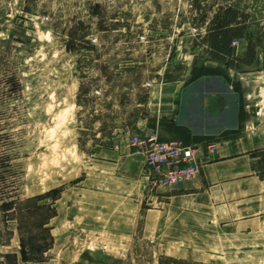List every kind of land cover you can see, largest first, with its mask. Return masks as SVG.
Here are the masks:
<instances>
[{"label":"rangeland","instance_id":"374dc122","mask_svg":"<svg viewBox=\"0 0 264 264\" xmlns=\"http://www.w3.org/2000/svg\"><path fill=\"white\" fill-rule=\"evenodd\" d=\"M194 2L248 14L264 66V0H0V134L11 137L19 170L10 195L49 194L40 205L56 211L52 248L29 263L19 259L15 216L0 211V264H168L141 221L133 229L131 202L120 195L135 192L101 161L132 153L133 136L155 132L143 123L154 87L192 56L208 61ZM256 157L264 176V153ZM143 177L147 195L169 190Z\"/></svg>","mask_w":264,"mask_h":264},{"label":"crops","instance_id":"0c3cea01","mask_svg":"<svg viewBox=\"0 0 264 264\" xmlns=\"http://www.w3.org/2000/svg\"><path fill=\"white\" fill-rule=\"evenodd\" d=\"M180 72L153 88L143 123L163 141L195 148L198 174L177 189L147 195L143 155L132 151L101 163L115 169L112 179L124 190L135 192L120 199L131 202L133 229L141 221L162 255L264 264V178L254 170L256 155L264 153V66L259 55L244 72L192 56Z\"/></svg>","mask_w":264,"mask_h":264},{"label":"trees","instance_id":"16d2710c","mask_svg":"<svg viewBox=\"0 0 264 264\" xmlns=\"http://www.w3.org/2000/svg\"><path fill=\"white\" fill-rule=\"evenodd\" d=\"M193 7L197 14L196 28L205 29L201 44L205 48L208 61L224 65L237 72H244L256 63L263 38L248 36L250 28L248 14L230 5H217L214 9L206 5L201 7L194 2ZM14 40L20 42L19 39ZM236 41L246 42L242 56H236L233 44ZM13 145L10 136L0 134V196H2L0 211H11L15 216L14 220L18 224L20 261L22 263L40 262L53 246L48 226L49 222L56 217V211L54 204L40 205L42 201L50 197L49 194L45 197L37 196L28 199H19L16 195H10L14 192V185L19 177L16 165L11 164L12 159H15ZM10 147L12 149H9ZM259 176L264 178L261 174ZM9 188H12L11 192L7 191ZM165 261L168 264H201L167 257Z\"/></svg>","mask_w":264,"mask_h":264},{"label":"built area","instance_id":"2783aa9c","mask_svg":"<svg viewBox=\"0 0 264 264\" xmlns=\"http://www.w3.org/2000/svg\"><path fill=\"white\" fill-rule=\"evenodd\" d=\"M233 44L235 46L237 41ZM131 147L143 155L144 171L155 186L177 189L200 170L195 148L186 147L178 141H163L156 132L133 136ZM215 150V146L209 147L210 152Z\"/></svg>","mask_w":264,"mask_h":264}]
</instances>
